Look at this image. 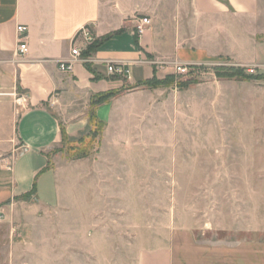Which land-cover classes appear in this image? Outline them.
Instances as JSON below:
<instances>
[{
	"label": "rangeland",
	"instance_id": "374dc122",
	"mask_svg": "<svg viewBox=\"0 0 264 264\" xmlns=\"http://www.w3.org/2000/svg\"><path fill=\"white\" fill-rule=\"evenodd\" d=\"M176 63L51 151L53 202L0 193V264H134L169 239L181 264H264V68Z\"/></svg>",
	"mask_w": 264,
	"mask_h": 264
},
{
	"label": "crops",
	"instance_id": "0c3cea01",
	"mask_svg": "<svg viewBox=\"0 0 264 264\" xmlns=\"http://www.w3.org/2000/svg\"><path fill=\"white\" fill-rule=\"evenodd\" d=\"M145 16L151 23L138 37L136 19ZM19 25L27 27L25 53L18 49ZM85 27L100 42L83 57L90 68L75 61L72 72L61 71ZM221 57L264 68V0H0V82L17 92L0 100V193L53 202L50 153L63 135L77 142L91 132L96 95L162 78L172 60ZM108 60L124 64L129 77L110 75ZM119 99L97 105L98 119L109 123ZM181 263L172 239L141 248L134 262Z\"/></svg>",
	"mask_w": 264,
	"mask_h": 264
},
{
	"label": "built area",
	"instance_id": "2783aa9c",
	"mask_svg": "<svg viewBox=\"0 0 264 264\" xmlns=\"http://www.w3.org/2000/svg\"><path fill=\"white\" fill-rule=\"evenodd\" d=\"M151 23V19L147 16L137 18L136 19V24H135V29L137 36L140 37L143 35V33L147 30L148 26ZM17 30L19 32V52L20 53H25L27 51V43H26V31L27 27L25 25H19L17 27ZM93 41H95V37L93 36L92 32L88 27L83 28L76 36L74 44L72 45L71 48V56L73 58L72 61H61L59 63V69L64 72H72L74 69V62L75 61H82L86 62L87 59L83 58V51L90 45ZM107 64V71L110 75L120 77V78H127L129 77V69L121 63H116L114 61H106ZM191 65H188L187 63H176L174 65V72L178 75H184L188 73L189 68ZM251 72H254L252 69ZM4 96H12L15 97L17 96V92L15 91H6L4 87L2 86L0 82V100Z\"/></svg>",
	"mask_w": 264,
	"mask_h": 264
},
{
	"label": "trees",
	"instance_id": "16d2710c",
	"mask_svg": "<svg viewBox=\"0 0 264 264\" xmlns=\"http://www.w3.org/2000/svg\"><path fill=\"white\" fill-rule=\"evenodd\" d=\"M99 45H100L99 40L95 39V41H93L90 45H88V47L83 51V57L84 58L89 57L92 53H94L98 49ZM85 65H87L90 68V64L89 63L86 62ZM232 69L233 70H237L239 72H241L242 70H244V71L246 70L245 68H242V67H232ZM155 78H157V77L154 76L153 78L148 79V80L143 81V82L149 83L151 80H154ZM117 92L118 91L102 93V94L96 95L93 98V100H92V108H91L92 112L90 113V118H89L90 124L92 125V128L103 125V122L98 119V117L96 115V112H94L93 109H95L96 106L101 104L102 102L107 101L111 97L115 96ZM63 138L65 139V135H63ZM83 140H84V137L82 139H80L81 142Z\"/></svg>",
	"mask_w": 264,
	"mask_h": 264
}]
</instances>
